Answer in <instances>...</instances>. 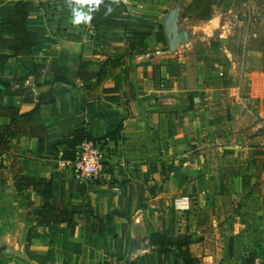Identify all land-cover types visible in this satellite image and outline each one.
Here are the masks:
<instances>
[{"label": "crops", "instance_id": "obj_1", "mask_svg": "<svg viewBox=\"0 0 264 264\" xmlns=\"http://www.w3.org/2000/svg\"><path fill=\"white\" fill-rule=\"evenodd\" d=\"M19 1L0 0V130L13 122L7 109L28 122L0 145V189L16 208H0V264H160L151 237L164 233L189 235L201 264L264 262V151L246 144L233 66L217 72L180 24L183 11L200 29L216 7L201 20L187 13L192 0H103L125 7L127 30L96 31L71 23L68 0H30L35 45L22 54L2 28ZM177 5L189 42L170 49L164 21ZM77 131L106 145V168L87 186L57 167ZM14 174L52 180V201L81 211L74 224L28 217L45 198L17 191ZM162 264H179L175 249Z\"/></svg>", "mask_w": 264, "mask_h": 264}, {"label": "rangeland", "instance_id": "obj_2", "mask_svg": "<svg viewBox=\"0 0 264 264\" xmlns=\"http://www.w3.org/2000/svg\"><path fill=\"white\" fill-rule=\"evenodd\" d=\"M223 1L216 7L214 17L199 25L200 29H193L198 19L183 11L180 24L188 26L195 38H202L196 41L198 55L213 54L217 72L233 66L234 86L244 101L239 114L246 130V144L264 151V0ZM256 178L264 179L263 168L258 169ZM0 197L1 212L13 213L14 193L0 189ZM21 200L18 198V204Z\"/></svg>", "mask_w": 264, "mask_h": 264}, {"label": "trees", "instance_id": "obj_3", "mask_svg": "<svg viewBox=\"0 0 264 264\" xmlns=\"http://www.w3.org/2000/svg\"><path fill=\"white\" fill-rule=\"evenodd\" d=\"M223 0H192L190 3L187 13L195 14L201 20H209L214 12L215 7L223 4ZM30 0H21L16 5V11L11 17V21L7 24L2 25V28L11 30L14 33V38L11 40H4L5 43L12 44V48L15 52L22 54H29L35 43L32 41L33 34L27 30L26 21L28 19V12L32 5ZM105 5L111 7V12L106 14ZM126 13L125 7L122 5H116L110 1H103L99 6V10L93 14L92 26L96 31L106 30H127V24L122 18V15ZM43 67L36 66V75H39ZM65 76L52 75L49 83L53 85L55 82H66ZM1 93V92H0ZM38 104L33 111L29 114L22 116L23 119L34 118L36 119L39 114ZM11 112L12 124L3 130H0V145L4 149L8 147L9 141L3 136L5 133H12L18 126H24L27 123L24 121H16L18 112L15 109H7ZM42 127L37 125L35 135L40 136L42 134ZM75 138L68 141L66 145L69 146L66 150L62 151V158H68L70 156L69 149L78 145L79 143L91 140L89 137H81L80 132L77 131ZM264 157V153H263ZM18 161V158L13 159V165ZM12 165V166H13ZM14 167V166H13ZM13 179L16 180V190L19 192H25L31 188L38 194H42L45 198L44 203L37 209L28 212V217H32L35 220L41 221L46 225H56L60 223H66L68 226L74 224L75 217L81 213L79 209H74L69 205H60L52 201L53 194L55 192V184L52 180L41 179L31 177L28 175H13ZM111 217V216H110ZM109 217V218H110ZM152 242L155 245L160 246L159 263H163V256L168 260L171 248L177 252V258L179 264H201L198 258H194L189 250V246L192 243L191 237L187 234L174 236L170 233L156 234L151 237ZM231 250V246H230Z\"/></svg>", "mask_w": 264, "mask_h": 264}, {"label": "built area", "instance_id": "obj_4", "mask_svg": "<svg viewBox=\"0 0 264 264\" xmlns=\"http://www.w3.org/2000/svg\"><path fill=\"white\" fill-rule=\"evenodd\" d=\"M105 142L102 139L86 140L69 149L70 156L57 160V167L70 174L72 180L87 186L100 177L107 163ZM117 264H127L119 261ZM249 264H264L263 260L255 259Z\"/></svg>", "mask_w": 264, "mask_h": 264}, {"label": "clouds", "instance_id": "obj_5", "mask_svg": "<svg viewBox=\"0 0 264 264\" xmlns=\"http://www.w3.org/2000/svg\"><path fill=\"white\" fill-rule=\"evenodd\" d=\"M103 0H68L67 7L71 12L73 25L87 24L93 19L92 14L99 10ZM106 14L111 12V7L105 5Z\"/></svg>", "mask_w": 264, "mask_h": 264}, {"label": "water", "instance_id": "obj_6", "mask_svg": "<svg viewBox=\"0 0 264 264\" xmlns=\"http://www.w3.org/2000/svg\"><path fill=\"white\" fill-rule=\"evenodd\" d=\"M180 5L174 7L167 15L164 21V30L166 32L168 46L174 49L181 44L189 42V34L186 30H180L178 21L180 16ZM3 253H8V250H3Z\"/></svg>", "mask_w": 264, "mask_h": 264}]
</instances>
